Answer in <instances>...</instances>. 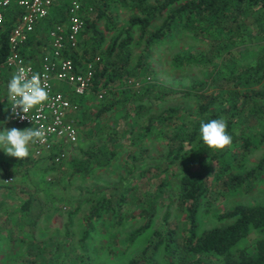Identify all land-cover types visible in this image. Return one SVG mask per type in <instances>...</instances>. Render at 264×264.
<instances>
[{"label": "trees", "instance_id": "1", "mask_svg": "<svg viewBox=\"0 0 264 264\" xmlns=\"http://www.w3.org/2000/svg\"><path fill=\"white\" fill-rule=\"evenodd\" d=\"M59 1L57 0L56 4ZM112 1L114 0H81L84 31L80 39L82 40L89 32L95 31L98 34V44L93 48L90 57L85 55L84 58L87 63L100 57L99 62L94 65L95 73L91 90L82 97L83 101L89 96L98 98L102 89L108 91V84L114 82L113 75L120 76L122 71L130 68L128 50L135 42L132 32L139 29L138 44L143 46V53L135 64L138 72L131 76H135L136 81L141 77L145 78L147 82L142 88L146 92L160 88L163 94L194 97L200 103L198 111L190 114L188 124L175 129L172 144L164 160L174 163L181 160V154L185 152L183 149L187 146L203 144L199 135L201 121L208 122L211 119L223 117L227 123V132L232 137V143L226 150L214 153L215 155L211 157L217 158L216 160L221 158L219 160L221 173L215 175H220L217 179L214 178L210 182L208 175L203 173H188L181 176H174V174V178L179 180L177 184L172 183L170 179L161 187L162 194L159 197L166 208L162 226L153 231L143 251L134 256L128 264H264V202L258 205H237L230 210L217 211L214 216L223 225L204 232L200 230V211L212 192L214 181L219 180L227 171H235L239 168L252 146L264 143V0H163L156 1L155 5L149 0H117L132 6L140 14L133 17L130 24L123 28L121 33H125V37L123 38L122 34L116 37L107 48L105 56L101 57L96 50H100L105 38L97 32L96 24L102 19L111 21L112 17L107 13V7ZM92 5L98 6V15L91 21L84 17L83 13L84 8ZM51 18L50 15L43 21V24L50 25L49 30L57 24L66 26L68 11L66 9L65 17L60 20H51ZM158 19H162V22L154 26V22ZM7 23L5 31L1 34L0 65L4 63L8 55V34L15 25V21ZM178 29H183L191 36V39L200 42L204 48L175 55L174 66L184 68L196 65L204 66L207 70V79L204 82L193 84L185 91H175L161 84L150 83L148 78L154 75L153 69L147 66L150 59L149 51ZM118 51L121 55L116 59ZM101 54L103 55L102 52ZM71 57L79 68H84L76 52L71 53ZM123 58L124 61H121ZM117 60H120V65ZM110 70L113 71V75L109 73ZM109 76H112L110 80ZM134 87L137 88L136 85L128 87L126 94L129 97L133 94L134 102L138 104L132 108L128 105L124 106V111L128 110L123 115L124 120L136 123L135 118H139L138 123L141 122L143 126L144 139L153 134L158 136L165 134L168 126L166 122L175 120L178 111L168 109L155 115L152 104L146 101L148 97H143L140 90ZM119 103L122 104L118 101V103H108L101 107L96 114V122L112 112L113 107ZM120 124L123 123L115 124L108 131L98 129L100 131L97 134L100 137L94 139L88 147L85 146L84 141L79 142L77 148L83 153L84 160L78 165H73L72 171L75 172L77 169L78 174L85 176L100 169H108L117 163L122 147V133L124 134V132L120 133ZM126 128L123 126L124 130ZM257 137L259 140H256ZM130 158L132 162L136 161V157L130 156ZM227 158L228 160L225 161ZM164 160L159 159L158 162ZM47 161L51 166L49 170L53 171L59 167L53 163L52 158H47ZM151 162L156 163L152 159ZM165 165L166 168L162 169ZM170 165L171 163L164 162L160 169L168 172ZM132 166L130 168L132 171L127 172V177L122 179L119 187L112 188L110 191H92L86 203L83 202L89 205V218L86 221L87 230L83 234L81 244L86 243L94 231L91 221L99 222L105 216L120 219L125 214L122 209L135 202V199L129 202V197L132 194L137 195L140 189L136 183L140 182L146 173L143 170L139 173L134 172L137 166ZM47 172L49 174V171ZM263 175L264 157L247 175H237L232 181L224 183L218 189V193L235 190L242 186L243 182L248 180L252 183ZM46 176L41 184L45 183L49 192L52 193L55 183L52 180L48 181ZM11 185H0V189ZM167 198L170 202L168 205L164 203ZM32 201L33 197L28 198L18 211L22 213L29 211ZM173 205H179L178 208L181 211L185 208V227L183 225L182 229L177 223L170 221L172 217L170 208ZM79 211L80 207L71 214V217ZM157 213L153 204L141 212L144 222L130 233L127 249L154 228V218ZM70 232L68 225L66 236H70ZM254 234H258L256 238L253 237ZM50 239L56 243L54 254H51L50 242L47 245V242L42 239L40 246L43 254H38L42 256L38 264H66L61 259L67 255L72 257L73 264H87L83 255H74L75 251L69 244H65L66 240L59 243L53 237Z\"/></svg>", "mask_w": 264, "mask_h": 264}, {"label": "rangeland", "instance_id": "2", "mask_svg": "<svg viewBox=\"0 0 264 264\" xmlns=\"http://www.w3.org/2000/svg\"><path fill=\"white\" fill-rule=\"evenodd\" d=\"M69 1L60 0L57 4V1L55 2L56 5L51 10V20H60L65 17ZM156 1L163 0H149L154 5ZM107 13L111 15V21L102 19L96 24L97 32L105 38L100 50H96L101 57L105 56L107 48L116 37L121 34L123 38L125 37L126 34L121 33L123 28L130 24L133 17L140 14L132 6L125 5L117 0L109 3ZM83 14L91 21L94 20L98 15V6L92 5L84 8ZM161 22L162 19L156 20L154 26ZM4 28L0 31V37L5 31ZM49 29L50 25L46 23H42L37 27L35 34L32 35L29 44L24 49V54L29 61L35 63L48 52ZM93 32H89L83 37L81 45L76 51L77 58L82 62V66L86 64L84 56L88 55L90 57L93 48L98 44V34L95 31ZM139 35V29L133 30L132 36L135 42L128 50L130 68L122 71L120 76L113 75V71L110 70L109 73L113 75L114 82L108 84V91L104 100L97 97L90 98L89 96L83 101V96H75L74 93L69 91L73 103L78 107L73 115L79 130V142L84 141L86 147L91 145L94 139L100 137L97 134L100 131L98 129L108 131L115 124L123 123L119 126L120 133L124 132V134L122 133V147L117 163L108 169H100L84 176L78 174L79 170L77 169H75V172L72 171L73 165H78L84 160L83 153L77 148L79 145L74 146L71 149L70 158L53 171L49 170L51 166H49L50 162L47 159L35 157L32 146H30L29 157L24 160L9 157L1 151L0 158L2 162L0 167L5 171L2 178L13 177L15 181L13 185L0 189V264H38L42 257L40 255L43 254V249L40 246L42 239L47 242V245L50 242L49 248H51V254H54L56 243L50 239L51 237L59 243L66 240L65 244H69L71 249L75 251L74 255H83L82 257L87 264H128L134 256L143 251L150 241L153 231L162 226V218L166 208L159 196L162 194L161 187L167 181L171 179L172 183L177 184L179 180H176L174 176L188 173L208 175L210 182L220 176L215 175L221 173L219 168L221 158L219 160L211 158L219 152L207 149L204 144L187 146L183 149L185 152L181 154V160L174 163L164 160L165 155L169 152L170 144H172L175 129L183 124H188L190 114L198 111L200 103L194 97L185 98L163 94L160 88L146 92L142 88L147 82L145 78L141 77L140 80L136 81V77L131 76V74L138 72L135 64L143 53V46L138 44ZM203 48L204 46L200 42L191 39V36L183 29L175 30L149 51L150 59L147 66L154 71V75L148 77L150 83L161 84L175 91H185L190 89L193 84H201L207 79L206 67L196 65L184 68L175 67L173 58L179 53L188 50H202ZM120 55L118 51L116 59ZM117 61L120 65V60ZM121 61H124V58ZM111 77L109 76V80ZM133 85H136L137 88L134 87V89L140 90L143 97H148L146 101L152 104L155 115H159L168 109L178 111L175 120L166 122L168 126L165 134L159 136L153 134L144 139L143 126L141 122L138 123L139 118H135L136 123L124 120L123 115L128 111H124V106L128 105L132 108L138 104V102H134L135 97H133V94L130 97L126 94L128 87ZM65 90L67 91L66 88ZM3 93L7 95V89H4ZM125 97L128 101L125 100ZM118 101H121L122 104H116L112 112L96 122V114L101 107L108 103H118ZM123 126L127 128L124 130ZM11 127L21 130L26 128L11 124L8 129H11ZM256 140H259V137ZM130 156L136 157V161L132 162ZM263 157L264 143L252 146L239 168L235 171H227L221 175L219 180L214 181L212 192L200 211L201 232L223 225L214 216L217 211L230 210L237 205H258L264 202V175L252 183L248 180L243 182V185L235 190H228L223 194L218 193V189L224 183L232 181L237 175H247L256 168ZM151 159L155 160L156 163H152ZM159 159L164 161L158 162ZM227 160L228 158L225 161ZM164 162L171 163L168 172L162 170L166 168V165L160 169ZM132 165L137 166L134 172L139 173L140 170H143L146 173L140 182L136 183L140 189L137 195L132 194L129 197V202L132 199H135V202L122 209L125 214L120 219L105 216L99 222L91 221L94 231L91 233L90 239L81 244L83 234L87 230L86 221L89 218V205L84 204L86 199L90 197L89 194H92V191H110L112 188L119 187L122 179L127 177V172L132 171L130 169L133 167ZM47 171H49V174ZM44 175L47 179L51 178L55 183L52 193L49 192V188L45 183L41 184ZM219 191L221 192V189ZM31 197H33V201L29 211L23 213L18 211V208ZM168 199L164 202L167 203L166 205L170 203ZM150 204H153L158 211L154 218V228L141 237L130 249H127V240L130 233L143 224L144 219L141 217V212L148 208ZM178 206L173 205L170 208L172 214L170 221L171 223H177L179 228L182 229L183 225L185 227L186 212L185 208L181 211ZM79 207L80 211L71 217V214ZM68 225L71 231L70 236L65 234ZM43 233L45 235H42ZM257 235L254 234L253 237L256 238ZM29 252L32 253L29 254ZM61 260L66 264H73L72 257L69 255L63 256Z\"/></svg>", "mask_w": 264, "mask_h": 264}, {"label": "built area", "instance_id": "3", "mask_svg": "<svg viewBox=\"0 0 264 264\" xmlns=\"http://www.w3.org/2000/svg\"><path fill=\"white\" fill-rule=\"evenodd\" d=\"M56 1L0 0V31L8 22L9 14L15 16L17 23L8 34L9 51L4 63L14 72L25 69L29 78L38 73L49 94V100L42 109H33L28 113L33 123L13 116L9 103L11 123L26 128H42L45 139L43 143L32 145L34 155L39 159L52 158L54 164L60 165L70 158L71 149L80 140L73 115L78 107L73 103L69 91L82 97L91 90L94 65L100 57L84 64V68H79L71 57V53L79 49L82 41L80 35L84 31L81 0L69 1L66 26L57 24L49 31L48 52L35 63L25 56L24 47L37 27L49 18ZM106 94L107 90L102 89L98 98L102 100ZM13 182V177H7L0 180V185L8 186Z\"/></svg>", "mask_w": 264, "mask_h": 264}, {"label": "clouds", "instance_id": "4", "mask_svg": "<svg viewBox=\"0 0 264 264\" xmlns=\"http://www.w3.org/2000/svg\"><path fill=\"white\" fill-rule=\"evenodd\" d=\"M7 99L11 104L13 116L20 120L28 119L33 123L28 113L33 109H42L49 100V94L38 73L29 78L25 69L20 68L12 74L7 84ZM199 135L206 148L216 152L226 150L232 143L223 117L208 122L201 121ZM44 139L42 128H5L0 131V151L9 157L24 160L29 157L30 146L43 143Z\"/></svg>", "mask_w": 264, "mask_h": 264}, {"label": "crops", "instance_id": "5", "mask_svg": "<svg viewBox=\"0 0 264 264\" xmlns=\"http://www.w3.org/2000/svg\"><path fill=\"white\" fill-rule=\"evenodd\" d=\"M14 20L17 23V19L12 14H9L8 22ZM7 23V22H6ZM8 24V23H7ZM7 24L4 26L7 27ZM3 26V28H4ZM6 27L4 29H6ZM2 36V35H1ZM0 47H1V37H0ZM15 73L13 69H9L5 63L0 65V131H3L5 128H10V112H9V102L7 95L3 93L4 89H7V84L12 76ZM16 126V125H15ZM12 128V127H11ZM32 146V145H31ZM33 149V146H32ZM1 154V151H0ZM2 162L0 158V163ZM5 171L0 167V180H3L2 175Z\"/></svg>", "mask_w": 264, "mask_h": 264}]
</instances>
